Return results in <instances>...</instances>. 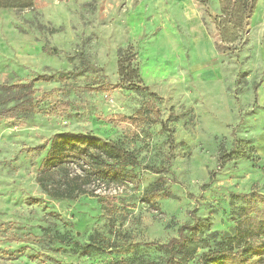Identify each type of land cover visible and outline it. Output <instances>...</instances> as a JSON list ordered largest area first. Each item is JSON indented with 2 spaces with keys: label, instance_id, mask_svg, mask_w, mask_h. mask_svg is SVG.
<instances>
[{
  "label": "rangeland",
  "instance_id": "rangeland-1",
  "mask_svg": "<svg viewBox=\"0 0 264 264\" xmlns=\"http://www.w3.org/2000/svg\"><path fill=\"white\" fill-rule=\"evenodd\" d=\"M255 9L223 45L219 0H0V85L31 82L33 97L29 114L0 115V264H163L147 243L184 222L231 231L240 203L230 195L264 194V9ZM1 88L0 111L14 103ZM142 107L152 121L115 117ZM62 131L120 141L142 164L140 184L95 188L122 197L107 208L90 195L49 197L36 175ZM221 145L239 156L220 167ZM159 178L155 206L142 202ZM90 236L102 252L75 249Z\"/></svg>",
  "mask_w": 264,
  "mask_h": 264
},
{
  "label": "trees",
  "instance_id": "trees-1",
  "mask_svg": "<svg viewBox=\"0 0 264 264\" xmlns=\"http://www.w3.org/2000/svg\"><path fill=\"white\" fill-rule=\"evenodd\" d=\"M206 3L207 0H199ZM221 13L213 17L221 44L235 42L241 32L246 31L247 20L253 13L256 0H219ZM120 74L123 72L120 69ZM4 93L14 101L12 106L3 108L0 115L15 118L19 113L29 114L33 108L31 82H15L0 85ZM101 88V87H100ZM94 88L96 89H100ZM136 89V88H135ZM149 109L142 107L134 116L115 114L121 121H152ZM239 154L226 150L222 145L218 151V165L221 167ZM242 157H245L243 154ZM142 164L133 150L127 149L120 141L97 140L96 136L84 132L62 131L54 133L48 149L42 158L36 181L51 198L76 199L80 195L97 197L102 207L119 201L122 197L96 194L101 186L133 185L141 182L138 168ZM145 169L155 173H165L168 168L145 165ZM162 179L148 185L142 193L141 201L155 206V199L164 189ZM93 185L94 188H88ZM233 202H239L232 213L234 227L231 231H205L208 225L184 222L178 226L176 235L166 242H148L163 252V264H264V194L255 192L233 193ZM104 203V204H103ZM65 242L64 236L59 237ZM75 249L82 254L102 252L105 246L95 242L80 245Z\"/></svg>",
  "mask_w": 264,
  "mask_h": 264
},
{
  "label": "crops",
  "instance_id": "crops-1",
  "mask_svg": "<svg viewBox=\"0 0 264 264\" xmlns=\"http://www.w3.org/2000/svg\"><path fill=\"white\" fill-rule=\"evenodd\" d=\"M264 4V0H258L257 2H256V9H255V12L254 13H257L258 11L260 12H262L263 11V9H264V6L263 7H261L262 5ZM261 7V8H260Z\"/></svg>",
  "mask_w": 264,
  "mask_h": 264
}]
</instances>
